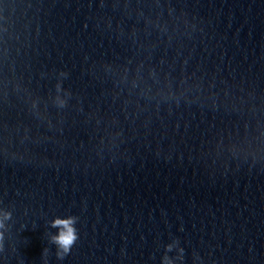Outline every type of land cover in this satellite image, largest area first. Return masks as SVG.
Masks as SVG:
<instances>
[{
  "label": "clouds",
  "instance_id": "obj_1",
  "mask_svg": "<svg viewBox=\"0 0 264 264\" xmlns=\"http://www.w3.org/2000/svg\"><path fill=\"white\" fill-rule=\"evenodd\" d=\"M53 227L61 229L60 234L54 238L57 243L65 252H67L71 245L74 243L76 236L75 230L72 228V221L57 219L53 222Z\"/></svg>",
  "mask_w": 264,
  "mask_h": 264
}]
</instances>
